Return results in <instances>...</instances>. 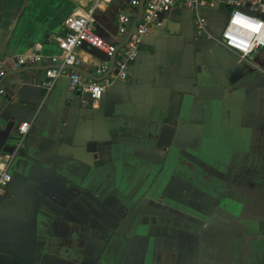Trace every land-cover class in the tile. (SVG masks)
Returning a JSON list of instances; mask_svg holds the SVG:
<instances>
[{
    "label": "crops",
    "instance_id": "crops-1",
    "mask_svg": "<svg viewBox=\"0 0 264 264\" xmlns=\"http://www.w3.org/2000/svg\"><path fill=\"white\" fill-rule=\"evenodd\" d=\"M131 1L0 0L1 155L31 123L28 159L0 191V264H264V49L237 61L175 8L123 81L103 52L75 51L82 79L105 85L100 100L70 91L66 76L40 86L67 16L91 12L94 32L120 49L118 15L139 14ZM201 15L218 36L228 12L212 3ZM31 55L41 60L12 68ZM91 142L110 145L84 182Z\"/></svg>",
    "mask_w": 264,
    "mask_h": 264
},
{
    "label": "built area",
    "instance_id": "built-area-1",
    "mask_svg": "<svg viewBox=\"0 0 264 264\" xmlns=\"http://www.w3.org/2000/svg\"><path fill=\"white\" fill-rule=\"evenodd\" d=\"M111 0H97L99 3H108ZM212 3L227 9L228 16L225 25L218 36H214L208 27L207 20L201 15V10L208 8ZM133 6H139V0H132ZM175 8H189L194 12L193 28L196 37L211 40L224 48L239 60H246L254 53L264 49V0H145L143 14L137 24V32L120 49L99 37L93 30L91 12L72 14L63 21V32L54 39L59 47V54L51 58L52 67L45 71V79L40 86L50 92L55 82L62 76L68 79V88L72 92L89 95L91 101L102 98L105 85L102 82L83 80L78 71L79 59L75 51L84 45L103 52L108 59L114 58V67L117 70L118 80L128 77L130 65L136 60L143 38L155 27L160 26V16ZM118 34L127 35L132 25L129 16L120 13L117 18ZM41 60L40 56H19L12 68L32 65ZM70 68V71L66 69ZM108 66L96 69L97 75L104 74ZM6 71L0 70V95L4 94L2 80ZM30 122H22L17 128V134L23 138L29 128ZM21 146V141L16 143ZM0 154V191L5 189L12 181L9 167L13 156Z\"/></svg>",
    "mask_w": 264,
    "mask_h": 264
},
{
    "label": "water",
    "instance_id": "water-1",
    "mask_svg": "<svg viewBox=\"0 0 264 264\" xmlns=\"http://www.w3.org/2000/svg\"><path fill=\"white\" fill-rule=\"evenodd\" d=\"M144 2L145 0H141L140 1V4H139V14L136 18V20L132 23V26L129 30V32L127 33L126 37H125V40L123 42V45L125 43H127L129 41V39L131 38L132 35H134L136 32H137V24L143 14V8H144ZM228 12V11H227ZM225 25V24H224ZM224 27V26H223ZM5 50L3 49L0 53L1 54H4ZM110 60V67H109V73L111 72L112 68H113V65H114V58H111L109 59ZM236 60L239 61V58L236 57ZM24 68V66H21L19 68V70H22ZM30 129V128H29ZM29 131L27 132V134L21 138V136H17V138H13L11 139V141H13L15 144H6L8 141H5V145L6 146H9L10 147V150H9V155L13 154L16 150V148H19L16 152V154L13 156L12 158V161H11V164H10V167H9V171L11 172V169L13 168V165L16 163L17 159L18 158H24V159H28L27 155H26V151H24V145H25V142H26V138L29 134ZM21 141V146L20 147H17L16 143ZM60 141L61 143L62 142H67L66 141V138H60ZM110 145V142H91L89 143L87 146H86V152L90 153L91 156H92V164L90 163H85V167L81 173V176H80V180L81 181H87V178L90 174V171L92 170V168L94 169H97L98 168V161H97V152L99 150L100 147H106V146H109ZM12 175V174H11ZM8 187V186H7ZM5 187V189L7 188ZM148 200L147 199H144L143 202H147ZM22 260H24V258H20Z\"/></svg>",
    "mask_w": 264,
    "mask_h": 264
}]
</instances>
